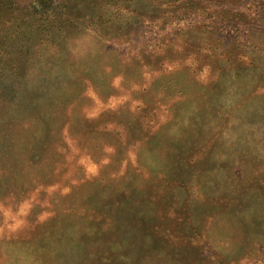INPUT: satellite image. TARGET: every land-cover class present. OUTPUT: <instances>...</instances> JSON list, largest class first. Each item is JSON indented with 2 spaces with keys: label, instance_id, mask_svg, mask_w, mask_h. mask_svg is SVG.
Returning a JSON list of instances; mask_svg holds the SVG:
<instances>
[{
  "label": "rangeland",
  "instance_id": "1",
  "mask_svg": "<svg viewBox=\"0 0 264 264\" xmlns=\"http://www.w3.org/2000/svg\"><path fill=\"white\" fill-rule=\"evenodd\" d=\"M35 1L0 0V264H264V0Z\"/></svg>",
  "mask_w": 264,
  "mask_h": 264
},
{
  "label": "trees",
  "instance_id": "2",
  "mask_svg": "<svg viewBox=\"0 0 264 264\" xmlns=\"http://www.w3.org/2000/svg\"><path fill=\"white\" fill-rule=\"evenodd\" d=\"M56 0H37L35 3L32 5V17H34V23L31 25H27L26 28H29L33 25H38L39 29L41 30L44 26L50 25L51 20L54 18V12L58 7L56 5ZM67 3H66V9H67ZM20 28V27H19ZM26 30V29H25ZM19 35L22 36L24 33L23 31H18ZM22 32V33H21ZM12 38L14 40L16 39L15 35H12L10 39L6 37H0V50L3 52H0V63L2 62V58L7 52V42H12ZM20 39V38H19ZM11 115L13 113H9L8 111L3 112V117L6 119V115ZM6 121V120H5ZM10 123V122H9Z\"/></svg>",
  "mask_w": 264,
  "mask_h": 264
}]
</instances>
